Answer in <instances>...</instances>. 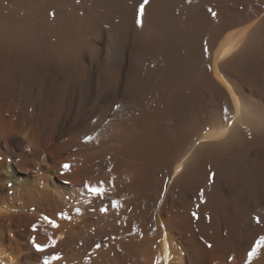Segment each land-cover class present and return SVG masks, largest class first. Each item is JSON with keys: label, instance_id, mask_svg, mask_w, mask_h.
Masks as SVG:
<instances>
[{"label": "bare ground", "instance_id": "6f19581e", "mask_svg": "<svg viewBox=\"0 0 264 264\" xmlns=\"http://www.w3.org/2000/svg\"><path fill=\"white\" fill-rule=\"evenodd\" d=\"M142 2L0 0V264H246L264 236V0Z\"/></svg>", "mask_w": 264, "mask_h": 264}, {"label": "snow or ice", "instance_id": "6c2138e0", "mask_svg": "<svg viewBox=\"0 0 264 264\" xmlns=\"http://www.w3.org/2000/svg\"><path fill=\"white\" fill-rule=\"evenodd\" d=\"M148 2H149V0H143V2L140 3L138 8H137L136 24H137L138 27H143V19L142 18H143V15H144L145 6L148 4ZM209 12L212 14L213 17H215L216 13L214 11L209 9ZM50 15H54V13H50ZM116 107L119 108L120 106L116 105ZM93 123H95V121H93ZM84 139H85V142H87V141H89L91 139V137L90 136H86ZM62 167L65 170H68L70 168V165L64 164ZM212 175H214V174H212ZM211 178L212 177L210 176V179ZM85 187L87 188V191L91 195H93L94 197H103V195L105 193V189L102 186H92V185L85 184ZM200 195H201V197H203V190H201ZM112 206L113 207H118L119 206V202L116 201V200H113L112 201ZM105 211H107V209L101 208V212H105ZM77 212H79V209H77ZM60 215L63 218H67V217H64L63 213H61ZM192 216H193L194 219H198L197 213L193 212ZM43 220L47 224L51 225L52 228H57L58 227V224H57L55 219H51V218H49L48 216L45 215L43 217ZM256 223L257 224L261 223V220H260L259 217L256 218ZM32 228L35 231L37 229V225L33 224ZM50 242H51V246L54 247L56 241L52 240L50 238ZM261 245H264V236L259 237V239H257L255 244L252 246L251 250L247 253V262H246V264H251V261H252L253 257L256 256L257 250L261 247ZM33 246H34V248L36 249L37 252H44L45 249L49 245H43V244H40V243H36L35 240H33ZM96 247L99 248V247H101V245L97 244ZM207 247L211 248L212 245L208 244ZM61 258L62 257L60 256L59 253H54L52 256L46 257L44 259V264H51L52 261H58ZM155 264H160L159 259H157L155 261Z\"/></svg>", "mask_w": 264, "mask_h": 264}]
</instances>
